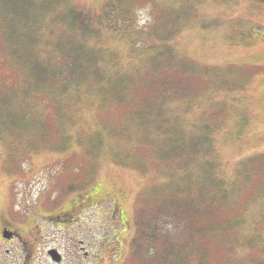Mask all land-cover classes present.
I'll return each mask as SVG.
<instances>
[{
  "label": "rangeland",
  "instance_id": "obj_1",
  "mask_svg": "<svg viewBox=\"0 0 264 264\" xmlns=\"http://www.w3.org/2000/svg\"><path fill=\"white\" fill-rule=\"evenodd\" d=\"M28 1L33 3L30 16L38 23L50 13L40 6L44 0H22L20 7ZM58 1L62 7L41 22L37 33L23 24L16 26L28 39L32 35V43L18 48L4 32L9 23L1 21L4 7L8 5L10 12L11 4L0 0V225L20 229L24 264H52L49 258L59 264L62 255L63 264H178L179 260V264H264V0H131L134 31L120 37L107 26L82 41L80 51L95 50L98 55L103 51L99 60L105 58L102 64L110 73L102 80L91 74L67 80L80 87L89 76L97 86L91 88L94 97L74 98L59 97V90L49 97L48 90L22 79L15 67L17 57L55 58L59 36L71 32L63 20L68 18V7L93 20L103 9L115 11L111 23L127 18L123 3L115 0H47ZM185 6L192 9L186 21L180 19L183 31L166 43L171 53L155 59L157 51L149 48L153 42L158 47L154 21L167 23L158 16L169 11L174 25ZM144 8L151 19L141 23L144 16L138 10ZM133 34L138 36L134 43L127 38ZM74 41L80 43L78 38ZM154 64L165 66L159 69ZM28 67L23 64L24 74ZM120 71L129 81L127 97L116 93L108 97L102 89L110 81L118 82ZM23 89L30 97H23ZM10 93L16 95L10 97L13 104L4 97ZM141 97L159 99L142 101L138 110ZM59 117L64 129L58 127ZM160 118L162 128H173L157 142L143 143L140 138L146 139V132L156 134ZM203 129L210 135L209 157L215 162L201 171L198 162L207 159V147L187 140ZM60 132L68 140L65 144ZM42 133L44 143L36 139ZM94 139L95 145L101 144L99 158L92 161L87 151ZM66 144L64 150L59 148ZM176 147L178 156L165 159ZM187 150L195 154L189 156ZM115 152L136 161L130 168L116 166L111 160ZM200 172L206 176L198 185ZM218 179L220 185L211 187ZM188 183L192 208L181 200L173 204L174 191L184 200L181 191ZM87 194H97L93 202L106 203L95 211L84 202L71 212L69 204L77 196L87 200ZM176 206L181 209L173 216L170 210ZM149 231L156 233L154 240L144 237ZM9 232H2L3 239L15 241ZM189 244L183 254L182 248ZM51 251L58 262L49 256Z\"/></svg>",
  "mask_w": 264,
  "mask_h": 264
},
{
  "label": "trees",
  "instance_id": "obj_2",
  "mask_svg": "<svg viewBox=\"0 0 264 264\" xmlns=\"http://www.w3.org/2000/svg\"><path fill=\"white\" fill-rule=\"evenodd\" d=\"M5 2H7V4H11L9 5L12 10L10 12H7V6L6 5L4 8V13L5 16H2L1 21H3L5 24L9 25L4 28V32L6 35H8L9 32V43L14 42V44L16 46L19 47H25L26 44L28 43H32L31 41V36H26V34H20L18 32V30L16 29V26H18L19 24H23L25 26V28L31 27V30L34 29V31L37 33L39 31V27L41 22L48 16L51 15V13H53L56 9H59L62 7V2L58 1L57 3H49L47 2V0L44 1H39L40 6H42L44 9H49L50 13L46 14L45 16H42V21L38 23V21L36 19H32L30 14L32 11H29V8L33 5L32 1H28L27 3H25V5H23V7H20V3L22 0H4ZM118 1V3H123L124 5V11L123 14L124 16L127 18V20L122 19V18H117V23H111L110 21L114 20L116 18L115 11L109 10L106 11L103 9L102 13L100 14L101 17L97 20H93L88 16V13L83 12L75 7H68L67 9H65V12L68 14V18L67 20H65L63 18V20L65 21L64 25H66L69 30L71 31V33H75L74 35H70L69 33L66 32V36L62 37L59 36V42L55 47V58H51L48 60H44V61H39L36 59H29V58H25L24 60H19L17 57V52L14 54L15 57H17V61H15V67H17L19 69V72L21 74L22 79H28L30 81V83L37 89L40 90H48L50 92L49 97H55L58 93L59 90V97H82L84 94H88V95H92L91 93V88H97V86H92L93 83H91L92 81L90 80V77L87 76L86 79V84L85 86H80V87H73L72 85L68 84L67 80H74L76 81V76L78 74H81L80 77H83L84 75H94L97 76L99 79H103V78H109V73L110 71H108L107 68L104 67V64H102V61L105 63V58L104 60H99V58L104 57L103 51L101 50L99 55L98 53H95V50H84L80 51L82 49V41H84L87 37L91 36V35H97L99 33L104 32L105 30H107V26L110 27L113 31L116 32V34L120 37L125 36L127 34H129L131 31H134L135 25H134V18L132 17V15L135 13V9L133 7V2L131 0H115V4ZM113 3V4H114ZM161 6V5H160ZM17 7V11H15V8ZM3 8V9H4ZM185 9H183L180 13H179V17L178 16H174L175 19H177L178 17V21L173 24L172 19H169V11H162L161 14L158 16L159 19H163L165 18L164 21H166L167 23H164L161 20H155L154 21V37L155 38V42L158 43V47L156 43L153 42V45H151L149 48H155V51H157L156 54V58L158 57V59L160 60L162 57H164L165 55H169L172 51V47L169 46L168 44H166L168 41H170L173 37H175L176 35L178 36L182 31V26H179V24H183L180 23V19L183 21H186V18L188 16V14L190 13L192 7L191 6H185ZM3 9L1 11V13H3ZM27 11V15L28 16H24V11ZM20 11V12H19ZM64 12V13H65ZM172 15V14H171ZM9 17L11 19V21L7 18ZM109 23V25H107ZM33 32V33H35ZM143 32V30H142ZM32 33V34H33ZM144 33V32H143ZM29 34V33H28ZM77 34V36H76ZM149 34V33H148ZM76 36V37H75ZM149 36V35H148ZM137 35L133 34L128 38L129 41L131 42H135L137 39ZM75 38H78L80 40L79 44H74L76 41ZM26 39H28L29 41H26ZM126 41V43H128L132 48H133V44L129 43L127 41V39H124ZM22 42V43H21ZM21 43V45H20ZM24 45V46H23ZM142 45V44H141ZM14 46H9V49L12 50ZM157 48V49H156ZM138 50V49H137ZM142 50L147 51L148 49H144V47H142ZM11 54V52H10ZM24 54V53H22ZM143 54V53H142ZM139 56V54L137 55ZM59 59L60 63L58 64L56 59ZM23 64H29L28 70L29 73L24 74L23 71ZM169 64H166V66ZM154 66H156L157 68H162L163 66H159L157 64H154ZM78 69H80V71L78 72ZM154 70V69H153ZM78 72V73H77ZM122 73V77L118 82H113L110 81L103 89L102 92L105 95H108V97H112L113 93H116L118 95V97H127V91H128V86H129V81L125 75V73H123L122 71H120ZM113 78H116V74L113 71ZM28 77V78H26ZM45 82V84H44ZM104 81H100L99 84H102ZM42 83V84H40ZM59 87V88H58ZM23 97H30V93L28 92L27 89H23ZM94 97V95H92ZM0 97H2V95L0 94ZM7 100L10 104H13V101L11 100L10 97H16L15 94H7L6 96ZM21 100L22 98L19 97ZM88 99H91L92 97H87ZM146 97H141L137 100V105H138V110L141 106V103L143 101V99ZM159 99L158 97H150L146 100H144L143 102L146 103L149 100H153V99ZM27 99V98H25ZM112 100V98L110 99ZM7 102V103H8ZM23 101L21 102H15L17 105L21 104ZM58 102V101H57ZM7 105V104H6ZM5 106V105H4ZM0 107H3L0 105ZM23 119H28L29 118L25 115L20 116ZM218 117V113L216 110L213 111V118L217 119ZM163 118H160L159 121H156V128H155V135H149L147 132L145 133V137L146 139H142L140 138V140L145 143V142H157L158 138L162 136H165V132L169 129H172L173 127L170 128H162L163 126ZM30 121V120H29ZM1 119H0V123H1ZM21 125L24 123L22 121ZM32 122V121H31ZM33 123V122H32ZM146 123V121H145ZM9 124L14 127L17 128L19 127L17 124H11L9 122ZM34 124V123H33ZM143 124V123H141ZM36 126V123L34 124ZM65 124H62V120L59 117V123H58V127L60 129V127L62 129H64ZM158 127L162 128L163 131L161 132H157L156 130L158 129ZM209 129V128H208ZM43 132V131H42ZM206 133H208L205 129L201 130L200 134L197 133L196 137H190L187 142L191 144L194 143L197 146L206 148L204 151V156L207 154V159L202 160L198 162V164L201 166H206L209 164H212L215 162V159H211V156L209 157L210 151H211V140H210V135H206ZM47 137H49L48 135H45ZM148 137V138H147ZM39 142L44 143L45 139L43 137V133L41 135H39L36 138ZM97 139V138H96ZM60 140L63 142L64 144L66 143L67 138L65 137V134L62 132H60ZM94 140H91V146L92 148H89L87 151V157H89L92 161H95L96 159L99 158V150H98V146L101 144L100 141L98 142V145ZM104 144V140H102V147ZM68 144L66 145H59V148H62V150H64L63 148H65ZM96 146V147H95ZM175 149V148H174ZM173 149V150H174ZM172 150V154L170 155H164L165 159H170L172 158V160H174V158L176 156H178V149L176 147V151ZM189 156L193 154H195L194 152H190L189 150L185 151ZM112 158V162L114 165L116 166H120V167H125V168H130L131 165L133 164L134 160L132 157L130 156H123L121 154H119L118 152H115L114 154L111 155ZM126 157H129L132 159V163H127L128 159ZM124 160V161H123ZM127 161V162H126ZM185 165H187V163H185ZM90 169V167H89ZM201 171H204V169L202 168ZM90 172V170H89ZM88 172V173H89ZM172 175L174 176V174L172 173ZM206 176L205 173L200 172L198 179H197V183L199 185V182L202 181V178ZM193 184H195V180L193 182ZM220 185L219 183V179L217 180L216 183L212 182V186H218ZM222 188V185L219 186ZM186 189L181 191L183 192L182 195L184 197V200L181 199L180 195L178 194L177 191H174L173 196H174V200H172L173 204H176L175 201L177 200H181V201H185L187 203V208H192L193 203L191 198V195H189V192L191 190L190 188V183H188L185 187ZM91 192V191H90ZM88 198L87 200L83 201V199L81 200V196H77V199L72 201L69 204V207L71 209V212H76V209H78L79 204H82L84 202H89L88 203V207L87 209H93V210H97L100 209L104 206V204L106 203L105 199L104 201L101 202H93L91 199H93L95 196H97V194L91 196L90 194H87ZM199 201L201 203H203V201L201 200V198L199 197ZM179 209H181L179 206H176L174 208H172L171 214L173 216H176L179 212ZM95 210V211H96ZM113 213H116L115 210L111 211ZM83 214V213H82ZM120 214V213H119ZM207 214V212H203V215ZM79 216V215H78ZM122 216V215H121ZM123 218V217H122ZM198 219V217H196ZM124 219V218H123ZM123 219H121V223H123ZM199 221V220H198ZM145 233V232H144ZM149 237L150 239L154 240L156 233L154 231L152 232H148L147 234L144 235V237ZM140 238V236L138 237ZM137 240V238L135 239ZM135 242V241H134ZM168 244V243H167ZM165 244V245H167ZM154 245H152L153 247ZM190 247L189 245H186L184 248H182V252L187 253L186 249H188ZM154 249V248H153ZM182 260L178 261V264L181 263Z\"/></svg>",
  "mask_w": 264,
  "mask_h": 264
},
{
  "label": "flooded vegetation",
  "instance_id": "obj_3",
  "mask_svg": "<svg viewBox=\"0 0 264 264\" xmlns=\"http://www.w3.org/2000/svg\"><path fill=\"white\" fill-rule=\"evenodd\" d=\"M1 216V214H0ZM1 235H0V264H24V238L21 235L20 229L10 227L8 223H2L1 225ZM9 227V228H7ZM10 231V235L12 234L13 240H5L2 237L3 231ZM13 242V243H12ZM51 250V249H50ZM48 254V253H46ZM10 256H13L14 259L10 260ZM47 258V257H46ZM48 259V258H47ZM50 259V258H49ZM48 261L52 264H56L54 262ZM66 260V257L62 255L61 263L63 264Z\"/></svg>",
  "mask_w": 264,
  "mask_h": 264
},
{
  "label": "clouds",
  "instance_id": "obj_4",
  "mask_svg": "<svg viewBox=\"0 0 264 264\" xmlns=\"http://www.w3.org/2000/svg\"><path fill=\"white\" fill-rule=\"evenodd\" d=\"M148 11H149L148 8H144V9L138 10V14L144 16V19L140 21L141 23H144L146 20H150L151 19V17L147 15Z\"/></svg>",
  "mask_w": 264,
  "mask_h": 264
},
{
  "label": "water",
  "instance_id": "obj_5",
  "mask_svg": "<svg viewBox=\"0 0 264 264\" xmlns=\"http://www.w3.org/2000/svg\"><path fill=\"white\" fill-rule=\"evenodd\" d=\"M49 256L54 260V261H59V258L57 257V254L55 251L49 252Z\"/></svg>",
  "mask_w": 264,
  "mask_h": 264
}]
</instances>
